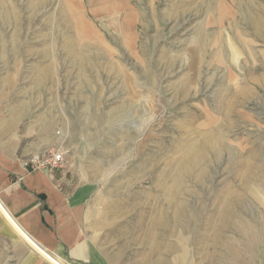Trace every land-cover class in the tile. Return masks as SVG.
<instances>
[{
  "label": "rangeland",
  "instance_id": "374dc122",
  "mask_svg": "<svg viewBox=\"0 0 264 264\" xmlns=\"http://www.w3.org/2000/svg\"><path fill=\"white\" fill-rule=\"evenodd\" d=\"M3 121L67 151L85 264H264V0H0ZM0 226V264H68Z\"/></svg>",
  "mask_w": 264,
  "mask_h": 264
},
{
  "label": "crops",
  "instance_id": "0c3cea01",
  "mask_svg": "<svg viewBox=\"0 0 264 264\" xmlns=\"http://www.w3.org/2000/svg\"><path fill=\"white\" fill-rule=\"evenodd\" d=\"M3 122L0 123V225L9 227L33 252L48 253L68 264H85L73 248L77 242L73 239L77 235L73 228L87 199L66 196L59 188L63 178L58 170L51 175L30 172L26 163L40 154L44 146L40 140L25 143L24 135L15 132L16 128L12 130L8 121ZM33 131L25 136H31ZM66 226L71 227L70 234H65Z\"/></svg>",
  "mask_w": 264,
  "mask_h": 264
},
{
  "label": "built area",
  "instance_id": "2783aa9c",
  "mask_svg": "<svg viewBox=\"0 0 264 264\" xmlns=\"http://www.w3.org/2000/svg\"><path fill=\"white\" fill-rule=\"evenodd\" d=\"M66 158L67 151L51 148L33 156L26 163V167L29 168L30 172H42L46 175H51L63 168L66 164Z\"/></svg>",
  "mask_w": 264,
  "mask_h": 264
},
{
  "label": "bare ground",
  "instance_id": "6f19581e",
  "mask_svg": "<svg viewBox=\"0 0 264 264\" xmlns=\"http://www.w3.org/2000/svg\"><path fill=\"white\" fill-rule=\"evenodd\" d=\"M116 22V21H115ZM114 22V23H115ZM121 24V23H120ZM79 25V24H78ZM87 58V57H86ZM214 141H217L215 142V144L219 145V141H218V138L216 137V134L215 135H211V134H204L203 137L201 138L200 140V143L197 145H195L196 150H194V148L192 147H187V148H182L181 151H182V157L177 161V164L179 166V170H186L187 169H190L194 166H196L199 162V159L204 155L206 154L205 153V150L207 149H211L212 146H214ZM185 174V173H184ZM181 179V178H180ZM176 182V181H174ZM143 224V223H142ZM153 223H150L149 224V227H153L152 225ZM248 231H251L250 228H247ZM251 255V251L250 249L248 248V251H247V254H246V258H245V261L248 262V258L250 257ZM248 257V258H247Z\"/></svg>",
  "mask_w": 264,
  "mask_h": 264
}]
</instances>
